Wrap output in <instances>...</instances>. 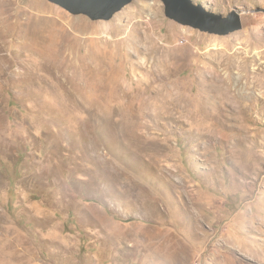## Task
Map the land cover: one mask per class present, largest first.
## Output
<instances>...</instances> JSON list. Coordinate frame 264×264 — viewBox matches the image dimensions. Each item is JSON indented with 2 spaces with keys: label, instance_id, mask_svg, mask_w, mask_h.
Masks as SVG:
<instances>
[{
  "label": "rangeland",
  "instance_id": "1",
  "mask_svg": "<svg viewBox=\"0 0 264 264\" xmlns=\"http://www.w3.org/2000/svg\"><path fill=\"white\" fill-rule=\"evenodd\" d=\"M191 1L0 0V264H264V0Z\"/></svg>",
  "mask_w": 264,
  "mask_h": 264
},
{
  "label": "water",
  "instance_id": "2",
  "mask_svg": "<svg viewBox=\"0 0 264 264\" xmlns=\"http://www.w3.org/2000/svg\"><path fill=\"white\" fill-rule=\"evenodd\" d=\"M74 15L84 14L92 20H109L134 0H49ZM166 15L202 31L227 35L242 28L238 16H215L199 8L191 0H162Z\"/></svg>",
  "mask_w": 264,
  "mask_h": 264
},
{
  "label": "bare ground",
  "instance_id": "3",
  "mask_svg": "<svg viewBox=\"0 0 264 264\" xmlns=\"http://www.w3.org/2000/svg\"><path fill=\"white\" fill-rule=\"evenodd\" d=\"M11 31V30H10ZM2 32V31H1ZM12 32V31H11ZM13 35V34H12ZM5 36V35H4ZM5 38V37H4ZM6 40V39H5ZM44 56V55H43ZM63 69V68H62ZM61 73H63V72H61ZM64 74V73H63ZM63 74H61V75H63ZM67 75V74H66ZM65 75V76H66ZM60 76V75H59ZM64 76V75H63ZM63 76H61V77H63ZM66 79V78H65ZM73 80V79H72ZM66 81V80H65ZM67 83V82H66ZM69 83V82H68Z\"/></svg>",
  "mask_w": 264,
  "mask_h": 264
}]
</instances>
